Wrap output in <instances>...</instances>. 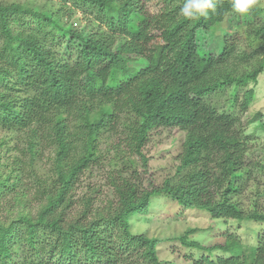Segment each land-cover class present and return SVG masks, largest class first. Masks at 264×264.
Masks as SVG:
<instances>
[{
	"label": "trees",
	"instance_id": "16d2710c",
	"mask_svg": "<svg viewBox=\"0 0 264 264\" xmlns=\"http://www.w3.org/2000/svg\"><path fill=\"white\" fill-rule=\"evenodd\" d=\"M183 2H0V212L10 215L0 220V264H163L157 247L169 240L133 233L129 222L145 216L158 194L213 219L264 222L256 207L264 198L257 182L264 160L247 161L239 121L206 102L246 88L240 108H249L264 71V22L239 24L222 37L219 54L202 55L200 32L242 15L231 0H215V12L189 20L180 13ZM263 14L257 0L249 18ZM74 18L89 23L87 36L70 24ZM73 42L75 57H67ZM262 117L255 113L247 125ZM160 129L184 137L174 173L154 187L142 175L150 133ZM44 150L48 173L22 186ZM103 163L112 198L99 206L100 190L78 189ZM33 203L34 212H14ZM194 232L174 241L228 255H202L193 264H264L263 235L244 246L228 234L205 247L190 240Z\"/></svg>",
	"mask_w": 264,
	"mask_h": 264
},
{
	"label": "rangeland",
	"instance_id": "374dc122",
	"mask_svg": "<svg viewBox=\"0 0 264 264\" xmlns=\"http://www.w3.org/2000/svg\"><path fill=\"white\" fill-rule=\"evenodd\" d=\"M41 1L0 0L3 3L19 2L32 6L38 5ZM259 6L264 10V0H259ZM259 21L264 22V14L257 20H251L249 15L245 14L239 19L234 17L225 19L216 28L215 32H200V53L202 55L216 56L221 50V41L224 35L234 32L239 24L241 25L244 22L256 24ZM70 24L82 31L84 36H87L91 28L89 23L84 20L79 21L76 18L70 21ZM77 46L78 43L73 42L69 46L71 54L69 53L65 56L70 57L72 55V57H75ZM245 90L246 88L219 92L207 98L206 102L218 112L231 115L239 121L237 126L242 127L249 148L246 160L259 162L264 160V125H260L264 123V71L258 77L253 102L246 111H243L240 105ZM257 112L263 114L262 119L247 125V120ZM4 135L5 133L0 132V137ZM183 137L184 134L177 129H160L150 133L149 142L145 147V153L150 158L149 169L146 175H142L145 185H148V181H152L154 187H159L166 177L174 173L177 166L175 158L180 150L179 146ZM107 147V142L103 140L100 147L102 158L107 157ZM5 149L6 146L4 147ZM11 154H14V152L12 151ZM39 154L43 160L36 166L34 172L29 170L23 175L22 186L29 188L33 185V176H42L48 173L50 169L48 150H44ZM30 172L32 175H30ZM107 173L108 167L106 163L100 165L98 169H93L91 173H87L82 178L78 193L85 192L86 188L100 190L101 192L96 200V204L99 206L111 200L112 188L106 183ZM257 179L261 189H264V173L257 174ZM245 204L251 205V202L246 201ZM256 204L259 210L264 211V198L258 200ZM30 211H35V203L32 205L21 204L20 207L16 206L14 208L15 213ZM8 216L10 215L0 212V220H4ZM129 222L133 233H143L160 240H169V242H163L157 247L159 260L163 264H193L202 255L208 256L210 259L228 255L221 250L203 251L174 241V238L183 235L189 229L196 230V232L191 234L190 240L205 247L224 242L228 234L238 238L244 246L254 245L258 235L264 236V222L254 223L250 221L213 219L204 210L181 209L176 202H173L164 194L154 195L150 200L148 213L145 216L135 214L130 218Z\"/></svg>",
	"mask_w": 264,
	"mask_h": 264
},
{
	"label": "clouds",
	"instance_id": "9594fccd",
	"mask_svg": "<svg viewBox=\"0 0 264 264\" xmlns=\"http://www.w3.org/2000/svg\"><path fill=\"white\" fill-rule=\"evenodd\" d=\"M256 4L257 0H231L232 9L241 15L248 14ZM215 9V0H184L180 13L186 19L195 20L207 16L210 10L215 12Z\"/></svg>",
	"mask_w": 264,
	"mask_h": 264
}]
</instances>
